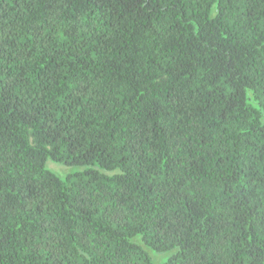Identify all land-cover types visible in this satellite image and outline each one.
I'll use <instances>...</instances> for the list:
<instances>
[{
    "label": "trees",
    "instance_id": "obj_1",
    "mask_svg": "<svg viewBox=\"0 0 264 264\" xmlns=\"http://www.w3.org/2000/svg\"><path fill=\"white\" fill-rule=\"evenodd\" d=\"M147 249L264 264V0H0V264Z\"/></svg>",
    "mask_w": 264,
    "mask_h": 264
},
{
    "label": "rangeland",
    "instance_id": "obj_2",
    "mask_svg": "<svg viewBox=\"0 0 264 264\" xmlns=\"http://www.w3.org/2000/svg\"><path fill=\"white\" fill-rule=\"evenodd\" d=\"M47 168L55 174L64 177L65 175L76 171L77 169L72 166H66L59 163L49 162ZM59 167V168H57ZM63 171V172H62ZM147 252L151 258L152 264H162L174 251L157 252L153 249H147Z\"/></svg>",
    "mask_w": 264,
    "mask_h": 264
}]
</instances>
